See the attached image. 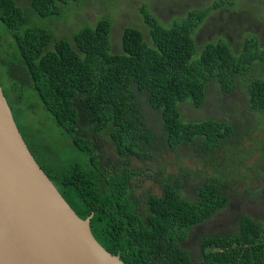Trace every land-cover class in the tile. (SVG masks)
Listing matches in <instances>:
<instances>
[{"label": "trees", "instance_id": "1", "mask_svg": "<svg viewBox=\"0 0 264 264\" xmlns=\"http://www.w3.org/2000/svg\"><path fill=\"white\" fill-rule=\"evenodd\" d=\"M79 1L0 0V85L39 165L81 218L91 215L97 241L126 264H264V219L248 214L225 232L198 236L196 250L183 244L195 226L228 205L235 165L217 166L221 177L185 167L169 172L160 163L152 174L158 192L142 195L134 179L144 166L132 165L190 147L210 161L226 141L238 144L247 122L182 119L181 106L206 102L210 82L229 92L241 81L249 111L264 113V77L254 74L264 66L259 38L248 36L236 51L224 37L197 42L207 15L234 2L190 9L169 24L143 6L145 31L125 26L116 51L108 16L61 35L48 28ZM36 111L82 158L55 152L32 129L25 115ZM233 155L241 161L237 152L229 159ZM258 176L259 185L247 190L264 205V173ZM188 185L191 192L183 194Z\"/></svg>", "mask_w": 264, "mask_h": 264}, {"label": "rangeland", "instance_id": "2", "mask_svg": "<svg viewBox=\"0 0 264 264\" xmlns=\"http://www.w3.org/2000/svg\"><path fill=\"white\" fill-rule=\"evenodd\" d=\"M216 1L218 0H80L77 6L71 5L72 10H65L67 18L56 20L54 28L46 25L49 29H55L56 35H61L72 29L73 31L79 29L80 25L93 24L102 15L108 16L112 21L111 43L113 49L117 51L120 49L121 31L125 26L133 25L145 31L141 17L143 6L148 7L157 15L161 23L166 24L171 23L172 18L179 17L190 9L211 5ZM228 1H233V5L213 10L207 15L205 23L196 33L198 45L224 37L236 51L242 48L245 39L250 35L257 36L260 44L264 45V0ZM19 3L24 4L23 1ZM40 22L45 23L43 19ZM7 44L8 42L3 48ZM3 48L1 50H4ZM6 57L9 55L7 54ZM254 74L264 77V66L257 67ZM246 96V88L243 87L241 81H238L235 88L229 92H223L216 83L210 82L206 102L200 108L195 109L187 105L182 108L181 106V116L184 120H188V117L196 121L212 116L229 122L239 119L241 124L248 123L246 127H243L244 135L238 140V144H234L235 139L226 141L224 143L226 147L219 149L212 160L205 161L206 159H203L199 152H189L194 148L190 147V149L181 148L178 153L163 150L154 157L146 158L145 163L138 160L132 162V165L145 168L142 174L134 179V182L138 183L136 192L141 195L148 190L158 192L159 189L153 181L152 174L160 163L165 164L169 172H178L180 167H185L206 175L215 174V171L219 172L216 170L217 166L225 170L230 167V164L233 169L235 165V173L233 171L228 173L234 179L228 205L211 220L193 228L191 235L183 243L191 250L198 249V236L225 232L241 214H248L255 219H264V205L261 199L247 190L256 188L259 185L258 175L264 173V113L250 112ZM145 115L147 119L151 118L152 111L145 110ZM25 117L29 119L26 121L31 124L33 130H40L41 136L44 135L46 143L55 152L67 158H82L80 151L70 146L71 144L66 142L52 123L44 122L42 113L27 112ZM107 152L110 151L107 150ZM233 152H237L241 161L237 160V157L234 160L235 155L229 159ZM216 159L220 161L218 165ZM148 166L150 170L146 168ZM220 174L217 175L222 177ZM190 189L191 185H188L183 190V194L187 190L191 192Z\"/></svg>", "mask_w": 264, "mask_h": 264}, {"label": "water", "instance_id": "3", "mask_svg": "<svg viewBox=\"0 0 264 264\" xmlns=\"http://www.w3.org/2000/svg\"><path fill=\"white\" fill-rule=\"evenodd\" d=\"M39 165L0 85V264H126Z\"/></svg>", "mask_w": 264, "mask_h": 264}]
</instances>
